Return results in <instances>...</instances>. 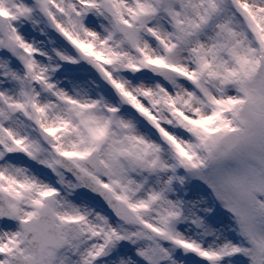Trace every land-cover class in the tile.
<instances>
[{"label": "snow or ice", "instance_id": "1", "mask_svg": "<svg viewBox=\"0 0 264 264\" xmlns=\"http://www.w3.org/2000/svg\"><path fill=\"white\" fill-rule=\"evenodd\" d=\"M0 264H264V0H0Z\"/></svg>", "mask_w": 264, "mask_h": 264}]
</instances>
